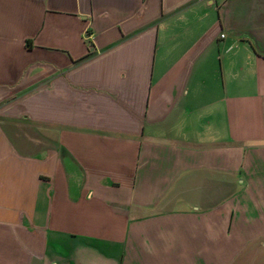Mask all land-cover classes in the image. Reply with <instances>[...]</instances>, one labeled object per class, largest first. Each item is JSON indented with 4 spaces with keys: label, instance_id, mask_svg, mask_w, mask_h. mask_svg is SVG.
Wrapping results in <instances>:
<instances>
[{
    "label": "crops",
    "instance_id": "crops-1",
    "mask_svg": "<svg viewBox=\"0 0 264 264\" xmlns=\"http://www.w3.org/2000/svg\"><path fill=\"white\" fill-rule=\"evenodd\" d=\"M0 264H264V0H0Z\"/></svg>",
    "mask_w": 264,
    "mask_h": 264
}]
</instances>
